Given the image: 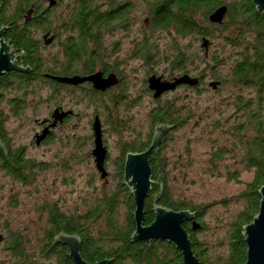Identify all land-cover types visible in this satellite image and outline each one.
<instances>
[{"label": "trees", "instance_id": "trees-1", "mask_svg": "<svg viewBox=\"0 0 264 264\" xmlns=\"http://www.w3.org/2000/svg\"><path fill=\"white\" fill-rule=\"evenodd\" d=\"M29 1L5 0L0 23H13V25L19 23L23 7L28 6ZM102 1L77 0L75 23L115 21L121 14L124 16L128 10L141 9V4L144 3L153 29H165L182 37L196 36L195 38L200 37L201 40L203 37L211 40L215 37L216 30L217 33L228 32L224 37L226 43L235 49L234 53L225 59L221 56L216 57L213 53L210 54L215 66L224 65L225 61L230 62L229 73L226 75L220 73V77L214 76L220 79V84L231 85L233 91L231 98L224 102L225 109L219 111L217 118L208 122L211 127L209 132L215 134L209 139L210 151H208L207 164L215 170L220 161L228 159L234 169L225 170L227 180L238 181L241 171L251 172L252 177L245 184L244 190L236 196L243 201V206L230 224L225 238L226 248L222 253L212 256L196 238V232L204 228L201 213L210 206L209 204L195 205L173 196L165 171L166 162L162 156L168 133L159 149L152 151L149 155L154 183L144 201V223L149 224L153 220L152 208L155 199L158 200L159 205L169 209H189L196 213L195 221L200 224V227L196 230L192 229L191 222H185L183 227L189 234L192 250L200 264H244L246 247L242 229L258 212L260 200L258 191L264 184V10L256 11L251 0H138L136 7L132 0H129L130 2L123 4L120 10L122 13L119 14L118 10L104 13ZM114 5H117L116 2L108 0L110 8ZM221 5L227 6L223 22L211 23L208 19L209 14ZM8 37L12 43L10 46L20 51V56H24L21 60L30 71L21 74L9 72L1 75L0 91L10 85L25 95V91L29 90L28 87L31 85L35 83L45 85L50 82L48 79H54L49 73L44 75L37 73V71H50L51 67L42 56L38 41L33 36L25 32L17 35L12 32L8 34ZM142 44L144 45V47L141 46L142 55L144 59H149L152 45L146 40ZM185 50L183 46H180L173 53L170 61L172 70L184 68ZM22 94L18 93L11 101L12 114L17 115L22 112L25 103V97ZM1 100L2 95H0V134L5 136L3 127L5 115ZM190 113L188 109L187 115L181 116V108L177 106L157 105L150 110L151 125L155 127L156 124L161 123L175 128L182 124L184 118L191 116ZM116 122L120 124L119 120ZM151 135L149 133L148 138L140 140L136 138L128 144H121L115 170L116 186L111 192L102 193L85 214L64 213L55 205L42 208L45 225L42 227V237L39 240L40 252L56 258L54 262L48 264H72L64 245L53 244L54 237L59 233L78 236L81 240L80 254L84 260L91 263L110 259V264H183L180 252L171 243L156 240L146 245L143 241H132L131 238L135 229L132 215L134 202L129 190L123 184L122 162L124 155L128 152L145 150L150 144ZM0 143L3 142L0 140ZM0 161L5 165L8 163L16 165L17 168L11 172L22 182H26L33 172L28 168L23 171V165H29L31 162L22 160L21 151L8 149L3 144L0 146ZM121 203L124 206L123 221L119 218ZM101 217L105 220L104 227H101V223L98 222ZM94 227H97L99 231L92 233L90 228ZM9 238L7 246L12 251L13 264L35 263L25 253L24 246L29 241L22 233L13 231Z\"/></svg>", "mask_w": 264, "mask_h": 264}, {"label": "rangeland", "instance_id": "rangeland-1", "mask_svg": "<svg viewBox=\"0 0 264 264\" xmlns=\"http://www.w3.org/2000/svg\"><path fill=\"white\" fill-rule=\"evenodd\" d=\"M141 5L142 8H137V11L142 28L148 13L144 3ZM227 34L228 32L215 31V37L209 40L207 56L200 47V37H182L165 29H154V32H150L148 43L152 46L149 59L130 57L131 46L127 39L119 43L122 46L120 60L126 86L124 91L131 96L137 97L138 88L144 85L145 77L152 71L165 75L186 72L190 77L201 76L203 84L198 89L180 87L170 90V93L162 96L157 102L150 100L151 98L141 91L136 103L129 107L120 105L117 110L114 109L113 121H104L103 125L105 144L110 155L106 181L100 179L99 173L92 169L87 157L88 145L84 137L91 134L89 117L93 107L89 100H81L78 95H75L74 99L65 97L64 105L72 107L81 117L56 129L49 140L36 148L30 145L34 141V133L39 131L35 118H44L51 113L54 102L51 91L45 85L37 83L28 87L33 91L26 90L25 95L12 87L0 91L1 106L5 115L3 127L9 148H24L23 156L35 162V171L26 182L10 177L0 168V233L5 237L4 242L0 243V264L14 263L12 251L7 246L13 231L22 233L29 241L24 249L35 262L33 264L54 262V256H46L40 252L39 240L45 225L42 208L55 205L61 212L83 215L102 193L111 192L117 183L114 164L120 155L121 144H128L136 138L145 139L148 132L151 133L154 128L151 125L150 110L164 104L181 108V116H186L188 109L191 111V116L184 118L182 124L168 132V140L165 141L162 151L170 189L176 198L185 199L195 205H210L201 213L204 228L196 232V238L202 242V247L208 254L213 256L222 253L226 248L225 238L230 224L243 206V201L236 196L244 190L245 184L252 177L251 172L241 171L238 181L227 180L225 170L234 169L228 159L220 161L216 169L213 168L215 170L207 164L209 139L215 134L209 132L211 127L208 122L217 118L219 111L225 109L224 102L231 98L233 91V87L227 84H220L216 89L208 85L211 80L220 81L215 77H220V73L226 75L230 72L229 61H225L224 65L215 66L210 56L213 53L214 56L225 59L234 53L235 49L226 43L224 36ZM144 39L145 37L140 36L136 43L144 47ZM179 45L186 49L185 65L182 69L172 70L171 57ZM41 53L48 65H52L55 50H42ZM139 56H143L141 52ZM18 93L25 97V103L22 112L16 115L11 113L10 103ZM70 154L77 156L70 159ZM79 158L80 161L73 164ZM40 161L41 167L37 166ZM119 214L120 220L123 221L122 203L119 205ZM98 222L104 227L105 220L102 217ZM90 231L94 233L99 230L94 227L90 228Z\"/></svg>", "mask_w": 264, "mask_h": 264}, {"label": "flooded vegetation", "instance_id": "flooded-vegetation-1", "mask_svg": "<svg viewBox=\"0 0 264 264\" xmlns=\"http://www.w3.org/2000/svg\"><path fill=\"white\" fill-rule=\"evenodd\" d=\"M5 0H0V16L2 12H4V2ZM53 4L49 5V0H30L29 5L23 7V12L21 13V19H19V23H0L1 26H7V29L4 33V39L11 43V39H9L8 34L14 33L15 35L20 33H27L38 41L40 52L42 50H55V55L52 57V65H50V71L42 72L37 71L39 75H44L45 73L51 74L53 77H72V76H90L95 73H99L103 78H107L110 75H113L117 80V83L111 85L110 87H106L105 89H96L93 86L91 81H83L78 84H70L62 81H58L57 79H48V83L45 84L46 87L52 93L54 97V102L52 104V111L58 109L60 112H68V114L63 117L60 121L57 122L56 126L50 130V132L46 135V137L40 142L39 145L35 143V135L49 124L52 121V111L51 113L44 118H35V122L38 125L39 131L34 133V141L30 143V145H34V147L38 148L42 144H44L47 140H49L50 136L54 134L56 129L61 128L65 124H69L73 122V119H78L81 117L80 113L76 112L70 106H65L63 101L65 97L70 99H74L75 95H78L81 100H89L90 105H92V112L90 113V135H86L84 138L86 139V143L88 145L87 149V157L89 159V164L92 169L98 172L96 163L94 161V156L92 155V150L94 148V131L92 128V124L94 122L95 117H98L100 125H101V133H102V143L106 148V155L103 161L104 169L108 172V159L110 157L109 150L106 147L105 135H104V121L112 122L113 121V111L120 105H124L125 107H129L132 104L136 103L140 92H145V95L151 98L150 100L157 102L160 100L162 96L171 91L164 92L162 95L160 94L158 97H154V92L148 88V78L152 75L161 76L162 80L165 81H173L175 77H178L186 72L178 73L175 75H165V74H157L152 71L147 78L145 77V83L141 88H138L137 91L139 93L135 96H131L130 93L124 91V75L122 71V61L120 60L122 46L119 43L127 39V42L130 43V57L132 58H144L143 56H139L141 51V47L136 41L138 38L145 37L144 40L148 42V39L151 38L150 32L154 29L149 23V16L146 17L145 22L142 24L139 23L138 11L136 8L131 11H127V13L123 16L122 7L123 4L130 2L129 0H111L112 2H116L117 5L108 6V0H103L102 10L104 13L112 11H117L121 14L120 18L115 21H106V23H75V11H76V1L77 0H53ZM138 0H132L134 7H136V2ZM32 8L31 14H26L27 10ZM28 15V20L25 21V16ZM115 37V38H114ZM49 41V42H47ZM143 43H145L143 41ZM128 46V44H127ZM17 55V63L18 65H24L22 62V56L20 51L16 49ZM180 68H176L173 70H179ZM15 72L19 74L17 71H9ZM6 72V73H9ZM21 74V73H20ZM198 77V76H195ZM199 81L194 86H189L187 84H179L174 89L184 87V88H196L203 84V78L198 77ZM47 79V78H46ZM8 87H11L10 85ZM139 87V86H138ZM148 88V89H147ZM68 95V96H67ZM60 97V98H58ZM113 109V110H112ZM82 114V112H81ZM118 117V112L116 113ZM120 120V119H119ZM44 122V123H43ZM155 128V127H154ZM153 128V131H154ZM153 131L151 134L153 135ZM151 135V138H152ZM0 134V140L2 144L9 149V142L7 140L6 134ZM148 134L145 138H148ZM5 140V141H4ZM151 141V140H150ZM84 142V141H82ZM74 145V144H73ZM73 145L72 148H73ZM147 148V147H146ZM21 151L22 160L31 162L29 165H23V171L28 168L31 171H35L34 166L35 162L32 159H27L23 156L24 148H16L15 150ZM77 156L75 154H70L69 158L74 159ZM125 156L123 158V169H124V161ZM80 161V158L75 160L73 164ZM118 162L115 161L114 166L117 168L116 164ZM42 161L37 163V166L41 167ZM7 165V166H6ZM0 161V168L3 169L10 177H15L11 170L16 169V165H12L11 163L6 164ZM99 173V172H98ZM100 177V173H99ZM108 175L103 180H107ZM101 179V178H100ZM0 235H2L0 233ZM5 237L2 235V239L0 241L4 242ZM66 249L67 247L64 246ZM68 252V250H67ZM73 264V263H72Z\"/></svg>", "mask_w": 264, "mask_h": 264}, {"label": "water", "instance_id": "water-1", "mask_svg": "<svg viewBox=\"0 0 264 264\" xmlns=\"http://www.w3.org/2000/svg\"><path fill=\"white\" fill-rule=\"evenodd\" d=\"M53 0H49V5L53 4ZM256 11L264 10V0H251ZM32 8L27 10L26 14H31ZM227 12V6L221 5L214 9L208 16L211 23L221 24ZM28 15L25 16V21ZM7 26L0 27V76L9 71H17L20 73H28L29 67L18 65L16 50L9 42L4 39V33ZM49 42V41H47ZM210 41L203 37L200 47L204 50V55H208ZM58 81L78 84L83 81H91L94 88L105 89L117 83L113 75L103 78L99 73L90 76L80 77L78 75L72 77H53ZM199 79L190 77L184 73L175 77L173 81L162 80L161 76L152 75L148 78V88L154 92V97H158L162 92L174 90L179 84H187L194 86ZM208 85L212 89H216L220 82L211 80ZM68 112H60L58 109L52 111V121L46 125L41 132L34 137L37 145L46 137L58 121L65 117ZM44 123V122H43ZM98 117H95L92 124L94 131V148L92 155L100 178L104 179L108 172L104 169L103 161L106 155V148L102 143V131ZM173 126L158 123L155 125L153 135L149 146L140 152H128L125 156L123 169V184L129 190L134 202L133 219L135 229L131 235L132 241H143L146 245H150L152 241L165 240L171 243L181 254L183 264H200L199 259L194 254L191 247L189 234L184 229L185 222H191L192 229L196 230L200 224L195 221L196 213L189 209L173 210L157 203V199L153 203V220L149 224L144 223V201L152 189L154 183L152 179V169L149 163V155L152 151L159 149L164 142L167 133ZM1 146V144H0ZM260 200L258 212L252 221L243 226L242 237L246 247V260L244 264H264V184L258 191ZM2 236L0 235V241ZM53 244H61L67 247L68 256L73 264H110V259H102L97 262H88L84 260L80 254L81 240L76 235H68L59 233L53 239ZM28 264V263H22Z\"/></svg>", "mask_w": 264, "mask_h": 264}]
</instances>
